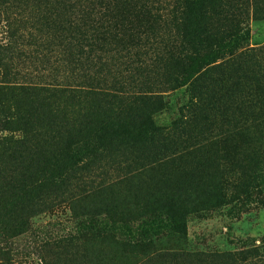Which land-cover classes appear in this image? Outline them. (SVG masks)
I'll return each instance as SVG.
<instances>
[{"label": "rangeland", "instance_id": "obj_1", "mask_svg": "<svg viewBox=\"0 0 264 264\" xmlns=\"http://www.w3.org/2000/svg\"><path fill=\"white\" fill-rule=\"evenodd\" d=\"M187 1L0 0V264H264V126L259 122L241 127L244 141L219 151L225 158L205 156L210 175L224 173L226 197L192 206L180 227L154 208L109 209L107 195L82 201L117 184L114 191L132 202L125 197L145 195L143 189L154 181L146 173L137 186L135 175L170 160L127 138L104 149L102 133L95 130L85 139L86 102L54 91L90 85L110 93L156 92L161 100L152 118L157 126L170 127L190 97L187 86L173 81L183 78L168 72L171 56L190 45L179 26ZM218 3L227 4L222 8L248 29L236 50H252L243 70L248 80L239 87L255 90L246 114L251 118L253 111L264 113V0L211 1L214 8ZM109 23L121 35L97 41ZM145 37L154 44L136 45ZM192 44L198 50V43ZM213 108L203 114L217 117L220 104ZM110 121L115 124L114 116ZM86 166L89 172L83 171ZM176 172L175 165L166 164L161 176ZM108 237L137 241L144 249L130 252L106 243ZM193 253L232 256L223 262L182 256Z\"/></svg>", "mask_w": 264, "mask_h": 264}, {"label": "trees", "instance_id": "obj_2", "mask_svg": "<svg viewBox=\"0 0 264 264\" xmlns=\"http://www.w3.org/2000/svg\"><path fill=\"white\" fill-rule=\"evenodd\" d=\"M211 1L216 3L218 0H188L180 10L182 18L179 26L183 27L181 31L183 38L189 39V46L194 48L192 43L197 42L199 47L197 50L183 46L176 57L172 55L170 58L173 61L168 65V72L173 71V74L177 73V76L183 78L182 83L177 79L173 80L176 87L187 86L190 94L187 104L179 113V118L170 127H159L152 118L161 100L156 92L138 90L110 93L90 85H81L80 89L66 87L54 91L72 99L83 98L86 102V113L82 116L83 128L88 133L85 139L90 131L95 130L102 133L101 139L106 143L104 149L114 139L127 138L133 146L142 147L143 151H148L152 155L155 152H162L165 158L170 160L135 175L137 186L141 182L139 176L146 173L154 181L148 185L151 189H143L145 195L137 191L125 197L131 198L132 202L129 199H122L121 192L114 191L117 184H111L104 187L103 191L100 190L106 193L88 194L82 199L84 203H90L91 198L107 195L110 203L105 202L104 205L109 209L124 205H133L142 210L154 208L166 213L171 224L177 228L182 225L184 214L192 206L200 203H205L204 205L220 203L226 197L228 184L223 180L224 173L219 169L217 173L210 175L206 170L205 156L223 158L224 156H218L219 151H223L232 142L244 141L241 127L246 123L259 122L264 126V113L254 115L253 111L250 113L251 118H248L246 114L253 109L251 99L255 90L246 87L242 91L239 89L240 86H245L244 83L241 84L242 81L248 80L243 70L252 50L238 52L236 49L244 40L248 29H241L240 21L236 17H230V11L222 8L227 4L218 3L217 8H214ZM119 35L121 34L116 26L109 23L95 39L105 43L110 37L117 38ZM141 43L150 46L154 44V39L139 38L136 45ZM251 74L249 72V76ZM17 90L25 94L28 91L24 88ZM35 90L48 91L36 87ZM214 103L220 104L221 107L217 117L211 112L203 114L204 109L214 110ZM198 113H201L198 116H201V122H196ZM111 116H114L115 124L110 121ZM166 164L177 167L176 176H161L162 168ZM88 167L83 168V171L89 172ZM106 243L130 252L144 249L137 241L119 243L108 237ZM228 255L193 253L182 256L198 260L204 257L206 260L215 259L216 262H223L226 258H231L232 255Z\"/></svg>", "mask_w": 264, "mask_h": 264}]
</instances>
